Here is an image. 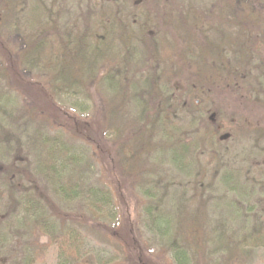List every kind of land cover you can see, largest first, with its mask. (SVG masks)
<instances>
[{"label": "rangeland", "instance_id": "374dc122", "mask_svg": "<svg viewBox=\"0 0 264 264\" xmlns=\"http://www.w3.org/2000/svg\"><path fill=\"white\" fill-rule=\"evenodd\" d=\"M98 1L0 0V264H264V135L254 130H264V76L260 98L246 96L244 84L183 96L180 125L191 132L187 142L200 145L184 170L165 148L142 154L139 173H125L124 149L138 147L130 130L114 139L105 129L111 97L93 87L90 98H81L87 114L49 99L47 49H37L42 63L18 51L53 20L91 41ZM138 103L127 102L121 113L136 115ZM73 114L101 129L89 126L84 138L74 131ZM211 127L216 134L207 147L212 141L202 134ZM202 166L207 171L200 174ZM226 173L250 186L251 195L228 190ZM123 239L139 250L131 258Z\"/></svg>", "mask_w": 264, "mask_h": 264}, {"label": "trees", "instance_id": "16d2710c", "mask_svg": "<svg viewBox=\"0 0 264 264\" xmlns=\"http://www.w3.org/2000/svg\"><path fill=\"white\" fill-rule=\"evenodd\" d=\"M119 1H98V29L90 36L91 41L74 25L68 28L53 20L42 28L37 42L22 44L18 51L38 58L37 49H47L48 60L42 63L38 58L46 71L45 96L63 99V104L69 103L72 110L87 114L90 107L81 98H90L93 87L111 97L105 112V129L113 132L114 139L123 130H130L138 147L135 151L124 149L123 159L130 164L123 168L125 173H139L137 162L142 154L165 148L176 152L174 162L184 170L190 164L184 160L193 162L200 146L198 141L187 142L186 135L191 132L180 125L184 95L237 91L244 84L245 95L260 98L257 86L264 76V0H211L209 4L208 0H129L130 4ZM132 101L139 102L138 113L122 114L121 109ZM175 111L176 120L172 116ZM71 117L74 131L84 138L89 137V126L93 131L101 129L97 120L87 124L81 121L83 117ZM254 130L257 135H264V130ZM206 132L202 137L212 141L214 129L207 128ZM249 135L244 132V136ZM206 146L212 147L213 141ZM205 170L206 166H202L200 174ZM233 175H224L225 187L251 195L247 191L250 186L240 184L237 176L235 181ZM195 193L204 194L198 189ZM151 212L155 216V211ZM155 219L164 232H170L156 216ZM183 228L180 235L187 236ZM180 235L178 241L183 243ZM124 242L131 258L138 248L133 239ZM131 264L151 263L140 260Z\"/></svg>", "mask_w": 264, "mask_h": 264}]
</instances>
